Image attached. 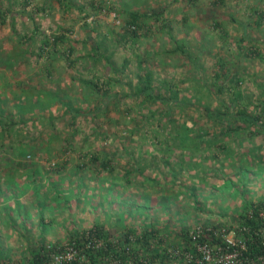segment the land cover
I'll return each instance as SVG.
<instances>
[{
	"label": "rangeland",
	"instance_id": "374dc122",
	"mask_svg": "<svg viewBox=\"0 0 264 264\" xmlns=\"http://www.w3.org/2000/svg\"><path fill=\"white\" fill-rule=\"evenodd\" d=\"M145 72L153 102L128 95ZM215 81L260 121L222 132L227 119L205 111L230 103ZM263 107L264 0H0V261L27 264L45 247L44 264L81 262L74 234L97 223L116 244L122 224L159 228L150 246L168 264H244L194 236L216 227L234 243L241 202L264 199ZM178 125L227 148L181 151ZM134 240L132 258L146 255Z\"/></svg>",
	"mask_w": 264,
	"mask_h": 264
},
{
	"label": "trees",
	"instance_id": "16d2710c",
	"mask_svg": "<svg viewBox=\"0 0 264 264\" xmlns=\"http://www.w3.org/2000/svg\"><path fill=\"white\" fill-rule=\"evenodd\" d=\"M131 15V23L134 26L136 25L134 23L137 22L139 14L132 13ZM58 39V36L53 38L54 41H57ZM184 46V43L177 42L176 47L180 51L184 52ZM216 79H219L218 73L216 74ZM85 83H87L88 86L92 89H98V87H95V83L87 81H85ZM212 84L216 88L218 94H222L226 89L229 95L230 103L226 104L223 102L222 104V107L225 108V111L221 110L220 107L211 110L208 107H205V111L215 115L212 116L215 117V119H217L216 117H225L227 119V127L223 128L222 132L229 133L231 132V130H233V132H238L240 128L238 126H235V128H233V123H237V121L239 120L249 125H254L260 121V117L258 115H254L248 111L247 103H243V105L239 104V101H242L244 99V95L241 90L237 89L233 85H230L229 87H224L222 84H218L216 81ZM128 95L142 96L143 98H146L151 102L160 97L158 94H154L152 90V79L150 76V72H145L143 76L138 75L137 84L131 87L128 92ZM65 105L68 110H75L70 104ZM233 118L236 120V122H232ZM183 126L178 125L176 127V136L174 138L173 144V147H177L181 151L193 150V152L195 153V151H197L199 148L206 146L207 143H218L220 145L219 148H222V150L227 148V145L225 143H222L216 139L215 131H200V134L196 133L195 136H190L192 135V133L195 134V132L193 130H191L190 132L189 128H184ZM188 140H190V143L188 142ZM173 147H167V150H171V148ZM52 185L56 186L55 182H53ZM37 190L38 188L35 190V192H37ZM54 190L55 193H57V197H59V192L57 191V189ZM236 193L237 191L235 192V194ZM189 195L194 198L197 197L194 193V189L190 190ZM147 199L148 198L146 197L145 200ZM14 202L16 203V200H14ZM40 203L41 207L43 208L45 205L44 201H40ZM200 205L201 204L199 202L193 199V202L190 207L195 210H200ZM141 207L142 206H136V209L141 210ZM40 211H42V209ZM236 221V227H231L226 230V232L231 230L233 231L236 240L234 243L227 242V240L221 236V232H216V227L203 230V232L200 234L195 231L196 234L194 237H196V239L200 242H204L205 240H207L208 245H217L223 250L228 251L229 253H234L236 251L237 256H239L240 260L243 261L244 264H250L248 260H254L257 262V264H259V262L261 263L260 259L264 258V199H260L257 201L244 199L241 202L240 208L236 211ZM122 227L126 230L123 234V241L119 244L110 242L108 240L109 232L101 224L95 223L92 228L86 231H82L81 233L75 232V236L73 237V241L75 243L74 248L81 252V257H83L84 260L81 262L71 260L69 264H97L100 260H109L111 257H115L116 259H118L120 261V264H156V262L157 264H168L167 261H165V259L169 257L167 252H165L166 250L164 248L156 250L155 248H152L150 246L151 239L155 237L158 242L160 241V244L163 243L164 240H162L160 236L157 237L161 231L159 228H156L155 226H150L149 228L145 227L144 230L137 232L136 229L132 226L126 227L124 224H122ZM164 228L165 226H163L162 229L164 230ZM182 229L183 227L181 228V230ZM187 234L188 233L185 232L186 236ZM132 237H135L134 244L140 245L137 249L140 250L142 246L146 247V255L144 254L140 258H132V249L134 250V248L132 246H129L131 244ZM194 237L188 235L187 239L189 242H192L191 240H193L192 238ZM99 242H101V244H98ZM48 251L49 250L45 247H40L37 250L33 251L32 256L30 257V260L27 264H44L48 257ZM194 252L195 247L193 248V253ZM126 254L127 262H124L126 260ZM148 255L150 256V259L147 258ZM0 264L6 263L0 261ZM48 264L52 263L48 262Z\"/></svg>",
	"mask_w": 264,
	"mask_h": 264
},
{
	"label": "crops",
	"instance_id": "0c3cea01",
	"mask_svg": "<svg viewBox=\"0 0 264 264\" xmlns=\"http://www.w3.org/2000/svg\"><path fill=\"white\" fill-rule=\"evenodd\" d=\"M14 107H16V109H19L18 112H16L15 116L17 117V115H20V117H22V110H23V106L21 104H16Z\"/></svg>",
	"mask_w": 264,
	"mask_h": 264
}]
</instances>
